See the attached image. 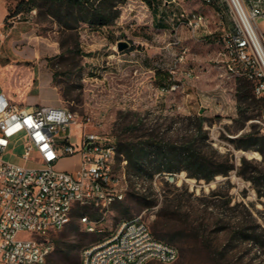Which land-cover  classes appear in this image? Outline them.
<instances>
[{
	"label": "rangeland",
	"instance_id": "obj_1",
	"mask_svg": "<svg viewBox=\"0 0 264 264\" xmlns=\"http://www.w3.org/2000/svg\"><path fill=\"white\" fill-rule=\"evenodd\" d=\"M20 1L0 0V90L16 103L67 106L82 118L91 116L88 129L124 143L153 137L166 145L193 141L212 169L233 165L210 181L186 169L157 173L155 163L149 173L127 174L124 198L108 211L72 212L66 226L48 234L53 248L43 264H81L86 247L137 215L178 249V259L169 264H264V155L233 141L250 131L264 134L262 103H242L241 113L239 79L220 75L218 38L228 17L202 0H125L108 24L90 25L78 21L76 10L60 20L45 0L25 4L17 14ZM183 12L203 14L208 28L193 31L188 19H176ZM258 23L264 31V18ZM119 41L129 47L119 52ZM38 71L40 94L27 99ZM54 72L59 95L48 83ZM72 130L76 142L79 130ZM5 159L24 164L18 156ZM58 166L75 169L77 157ZM83 216L96 221L97 229L87 230Z\"/></svg>",
	"mask_w": 264,
	"mask_h": 264
},
{
	"label": "built area",
	"instance_id": "obj_2",
	"mask_svg": "<svg viewBox=\"0 0 264 264\" xmlns=\"http://www.w3.org/2000/svg\"><path fill=\"white\" fill-rule=\"evenodd\" d=\"M202 1L229 21L218 38L220 75L251 82L254 95L264 101V31L258 23L264 18V0ZM183 17L193 31L208 28L203 14L183 12L176 19ZM90 123L91 116L82 118L67 106L22 105L0 90V264H43L53 248L48 234L66 226L76 206L106 212L124 198L128 161L122 155L118 162L116 138L88 129ZM73 127L79 130L76 142ZM73 156L75 169L58 166ZM30 161L37 166L25 164ZM81 222L89 231L97 229L88 216ZM178 257V249L157 238L137 215L86 247L81 264H169Z\"/></svg>",
	"mask_w": 264,
	"mask_h": 264
},
{
	"label": "trees",
	"instance_id": "obj_3",
	"mask_svg": "<svg viewBox=\"0 0 264 264\" xmlns=\"http://www.w3.org/2000/svg\"><path fill=\"white\" fill-rule=\"evenodd\" d=\"M36 0H21L15 13L23 11L26 5H32ZM51 6L55 7V14L60 20L61 15H73L74 10L77 11L76 18L78 21H84L90 25H106L113 19L115 9V16H118L119 10L117 6L125 2V0H45ZM147 4H151V0H143ZM7 19V16L4 20ZM167 74V72H165ZM55 72L53 73V81L55 80ZM162 72H156V75H161ZM55 84V83H54ZM55 86H57L55 84ZM165 86V85H164ZM62 97L66 94L60 91ZM237 97L239 103V111L244 112L242 103L261 102L264 101L257 98L253 92V85L251 82L239 79L237 88ZM251 116H247L249 119ZM200 128L203 123V118H200ZM154 138V137H153ZM151 138L149 142L128 141L120 142L118 144V160L122 159V155L128 161L127 174L129 176L137 177L143 173H149L147 167L153 163L157 166L155 171L160 172H175L186 169L192 177L203 178L206 181L212 180L216 175H227L233 168V165H227L224 168L212 169V163L207 161L195 148L193 141L184 142L180 145H166L162 140H155ZM235 147L244 150H258L264 155V134H259L258 131H250L236 138ZM147 145L150 147H147ZM243 162L247 160L242 159ZM179 163V164H176ZM152 175V173H151ZM260 191L261 189L258 188ZM84 207L76 206L73 209L75 215L79 214ZM158 238V237H157ZM160 239V238H159Z\"/></svg>",
	"mask_w": 264,
	"mask_h": 264
},
{
	"label": "crops",
	"instance_id": "obj_4",
	"mask_svg": "<svg viewBox=\"0 0 264 264\" xmlns=\"http://www.w3.org/2000/svg\"><path fill=\"white\" fill-rule=\"evenodd\" d=\"M6 16V15H5ZM3 23H4V21L1 23V25H3ZM39 76V71L37 72V77ZM52 75H51V73H50V76H49V78H48V83H49V85L50 86H52V87H54V89H56V92L58 93V95H59V92L57 91V88H56V86L53 84V82H52ZM40 88H41V83H40V79H39V77L37 78V84H36V86H35V91L34 92H32L33 94L32 95H29V96H27V99H29L31 96H39V94H40ZM8 96V95H7ZM9 98H11L10 96H8ZM11 100H13L12 98H11ZM59 100H60V96H59ZM14 101V100H13ZM15 102V101H14ZM19 104V103H18ZM22 105H48V104H44V103H40L38 100H36V101H29L27 104H22Z\"/></svg>",
	"mask_w": 264,
	"mask_h": 264
},
{
	"label": "water",
	"instance_id": "obj_5",
	"mask_svg": "<svg viewBox=\"0 0 264 264\" xmlns=\"http://www.w3.org/2000/svg\"><path fill=\"white\" fill-rule=\"evenodd\" d=\"M128 47H129V44L126 41L117 42V49L119 52L126 50ZM171 178L173 179L174 177L172 176Z\"/></svg>",
	"mask_w": 264,
	"mask_h": 264
}]
</instances>
